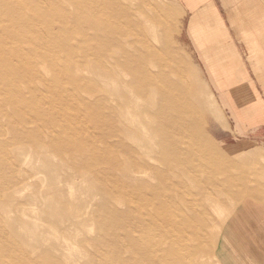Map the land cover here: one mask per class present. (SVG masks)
<instances>
[{
	"label": "rangeland",
	"instance_id": "374dc122",
	"mask_svg": "<svg viewBox=\"0 0 264 264\" xmlns=\"http://www.w3.org/2000/svg\"><path fill=\"white\" fill-rule=\"evenodd\" d=\"M182 20L174 0H0V264H221L264 141L238 154ZM227 64L264 88V61Z\"/></svg>",
	"mask_w": 264,
	"mask_h": 264
},
{
	"label": "crops",
	"instance_id": "0c3cea01",
	"mask_svg": "<svg viewBox=\"0 0 264 264\" xmlns=\"http://www.w3.org/2000/svg\"><path fill=\"white\" fill-rule=\"evenodd\" d=\"M174 1L183 18L178 25V46L189 52L193 63L211 64L212 79L221 88L227 87L230 95L232 130L247 131L238 135L237 152H252V146L243 147L245 151L241 147L246 142L264 141V88L251 82L231 87L232 78L245 79L246 75L231 77L236 67L227 63L264 61V0ZM233 172L238 174L235 165ZM256 172L255 185L252 181L248 185L253 194L242 197L223 228L218 249L221 264H264V166H258Z\"/></svg>",
	"mask_w": 264,
	"mask_h": 264
},
{
	"label": "bare ground",
	"instance_id": "6f19581e",
	"mask_svg": "<svg viewBox=\"0 0 264 264\" xmlns=\"http://www.w3.org/2000/svg\"><path fill=\"white\" fill-rule=\"evenodd\" d=\"M217 82V81H216ZM250 102H251V100H249ZM253 101V100H252ZM209 167V166H208ZM208 167H207V169H208ZM217 171V170H216Z\"/></svg>",
	"mask_w": 264,
	"mask_h": 264
}]
</instances>
